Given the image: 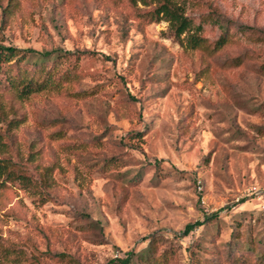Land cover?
<instances>
[{"label":"rangeland","instance_id":"374dc122","mask_svg":"<svg viewBox=\"0 0 264 264\" xmlns=\"http://www.w3.org/2000/svg\"><path fill=\"white\" fill-rule=\"evenodd\" d=\"M175 3L201 48L154 0H0V44L73 52L30 93L37 54L0 64V159L32 181L0 185L5 264H264V0Z\"/></svg>","mask_w":264,"mask_h":264},{"label":"trees","instance_id":"16d2710c","mask_svg":"<svg viewBox=\"0 0 264 264\" xmlns=\"http://www.w3.org/2000/svg\"><path fill=\"white\" fill-rule=\"evenodd\" d=\"M133 3L141 2L142 4H146L147 0H131ZM156 5H154L152 10V15L155 21L165 20L168 21L171 29H173L176 36L180 37L185 31L194 30L195 34H189L186 37V45L190 49L201 48L205 40L202 36H200L199 32L202 29L201 24H195L191 18L184 14L183 8L175 3V0H154ZM228 41L227 33L225 32L224 35L220 36L214 44V49L222 48ZM79 54H84L85 52H78ZM28 54L30 56H28ZM38 55L37 59L33 60L35 63V68H37V75L36 76H28L27 68L22 67L18 74L16 75L15 80L12 82L16 88L21 89V91H26L30 93L34 90V88L30 87L32 81L34 79L39 80V77L42 73L47 74L49 76L50 70L46 69L45 62L50 60L54 55L55 57L60 56H68L73 54V52L68 50H51V51H41L38 52L31 48H18L11 45H3L0 44V64L1 63H8L12 59H16L18 62H25L28 63L31 60V56ZM108 58V57H106ZM47 83H51L49 77L44 79ZM12 163L8 159H0V185L5 180H16L18 179L20 182H28L32 183L31 179L24 175L16 173L12 168ZM50 166L47 167L44 171V178L43 184L49 185L48 180V173L50 172ZM218 212H212L211 214L207 215L203 220H197L192 223L185 224L182 234L187 235L196 227H199L206 222L210 221L217 217ZM153 247V241L149 242V246L147 247L145 252L143 253H135V252H128L124 258H117L114 259L112 262L113 264H155V260L151 257ZM25 252L22 250L15 248L14 246H6L4 245L3 241L0 238V264H5L6 262L14 263V262H21L23 260ZM55 257L59 258L60 260H64L66 257L65 253H58L54 255ZM29 259L33 260L34 264H43L40 262L34 255H30Z\"/></svg>","mask_w":264,"mask_h":264}]
</instances>
